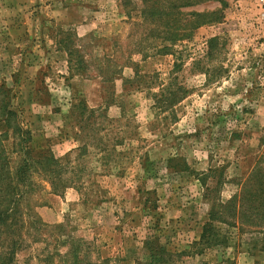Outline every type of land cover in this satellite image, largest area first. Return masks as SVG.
<instances>
[{
  "label": "rangeland",
  "instance_id": "rangeland-1",
  "mask_svg": "<svg viewBox=\"0 0 264 264\" xmlns=\"http://www.w3.org/2000/svg\"><path fill=\"white\" fill-rule=\"evenodd\" d=\"M259 172L264 0H0V264H264L225 207Z\"/></svg>",
  "mask_w": 264,
  "mask_h": 264
},
{
  "label": "crops",
  "instance_id": "crops-1",
  "mask_svg": "<svg viewBox=\"0 0 264 264\" xmlns=\"http://www.w3.org/2000/svg\"><path fill=\"white\" fill-rule=\"evenodd\" d=\"M30 1L31 0H13L14 3L22 4V5L27 4ZM68 195H72V193H69ZM114 200H117V198H115ZM70 201L71 199H68V197H62V196L55 197L53 204L56 205V208L52 207L50 209L47 208L42 209L40 210V216H42V219H44L45 222L59 224L61 222L60 219L64 216V209H61L59 207L60 205L61 206L63 205L67 208V212H66L67 214L65 216H67L68 213L71 212L72 208L76 205L78 206V209L81 210L82 208V205L74 204L75 201L74 202H70ZM76 201L78 202V199ZM96 208L98 207L93 208V210L90 212L92 215L93 213L95 214L102 213L101 210ZM83 210L85 211L84 207ZM103 213L111 215L106 219L104 223L107 226V228L111 229L112 232L110 233L108 238H104L100 241L102 249L103 248L108 249V251H106L107 253H109L108 257H111L110 259L111 260L114 259V261L115 260L125 261L126 259H128V261H132V262L148 259V256L146 255V253L148 252L146 236L142 237L139 234L136 235V232L138 231L134 227L128 229L122 227L121 224L124 223L125 219L123 220L124 212L123 210H121V205H119L118 203L114 205V208ZM112 218L114 219L113 221ZM128 252H132V256H129ZM129 257L131 258L129 259Z\"/></svg>",
  "mask_w": 264,
  "mask_h": 264
},
{
  "label": "trees",
  "instance_id": "trees-1",
  "mask_svg": "<svg viewBox=\"0 0 264 264\" xmlns=\"http://www.w3.org/2000/svg\"><path fill=\"white\" fill-rule=\"evenodd\" d=\"M259 174L261 177H251L248 189L227 202L225 207L229 216L264 228V173Z\"/></svg>",
  "mask_w": 264,
  "mask_h": 264
}]
</instances>
